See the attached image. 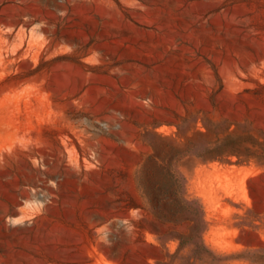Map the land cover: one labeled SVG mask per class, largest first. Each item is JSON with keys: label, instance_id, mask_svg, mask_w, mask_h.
<instances>
[{"label": "rangeland", "instance_id": "rangeland-1", "mask_svg": "<svg viewBox=\"0 0 264 264\" xmlns=\"http://www.w3.org/2000/svg\"><path fill=\"white\" fill-rule=\"evenodd\" d=\"M219 122L264 144V0H0V264L164 263L189 223L148 208L149 137ZM175 165L204 242L258 264L264 163Z\"/></svg>", "mask_w": 264, "mask_h": 264}, {"label": "trees", "instance_id": "trees-1", "mask_svg": "<svg viewBox=\"0 0 264 264\" xmlns=\"http://www.w3.org/2000/svg\"><path fill=\"white\" fill-rule=\"evenodd\" d=\"M207 129L216 135L215 141L198 137L190 139L184 146H175L167 139L149 137L154 151L146 156L139 171V185L148 208L161 222L189 223L187 232L171 233L178 246L162 264H224L229 257L204 242L202 234L207 222L203 207L199 200L185 194V177L176 162L193 154L203 161L228 160L236 156L239 162L256 160L264 163V144L251 130L229 133L223 122L211 123ZM263 252L264 249L248 252V256L253 262L264 264Z\"/></svg>", "mask_w": 264, "mask_h": 264}]
</instances>
